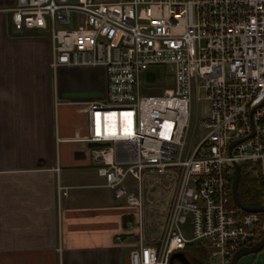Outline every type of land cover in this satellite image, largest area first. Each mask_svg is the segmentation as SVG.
<instances>
[{
  "label": "built area",
  "instance_id": "obj_1",
  "mask_svg": "<svg viewBox=\"0 0 264 264\" xmlns=\"http://www.w3.org/2000/svg\"><path fill=\"white\" fill-rule=\"evenodd\" d=\"M2 12L15 32L48 34L52 70L104 69V99L78 106L81 141L108 144L85 152L114 201L140 216L147 181H173L161 234L128 264H170L188 244L202 245L211 264H231L264 238V212H244L231 196L234 165L264 178V0H16ZM158 68L164 84L152 92L142 78ZM193 100L208 105L194 147ZM258 199L264 207V187Z\"/></svg>",
  "mask_w": 264,
  "mask_h": 264
},
{
  "label": "crops",
  "instance_id": "obj_2",
  "mask_svg": "<svg viewBox=\"0 0 264 264\" xmlns=\"http://www.w3.org/2000/svg\"><path fill=\"white\" fill-rule=\"evenodd\" d=\"M15 3L0 0V264H128L142 213L114 201L81 141L78 105L104 99L105 71L52 70L48 34L2 12Z\"/></svg>",
  "mask_w": 264,
  "mask_h": 264
},
{
  "label": "rangeland",
  "instance_id": "obj_3",
  "mask_svg": "<svg viewBox=\"0 0 264 264\" xmlns=\"http://www.w3.org/2000/svg\"><path fill=\"white\" fill-rule=\"evenodd\" d=\"M157 71L156 72L158 73V75L147 73L142 78L143 86H152L149 90L152 92L159 91L160 85L164 84V77L162 76V74L164 73V69L158 68ZM166 81H168V79ZM142 93L148 94L147 92ZM203 97L204 95L203 93H201L200 99L203 100ZM201 100L197 103H195V100H193L191 105L190 127L188 132L187 144H191L192 147H194L205 134V130L201 127L200 122H202L207 117L208 105L206 102H203ZM149 181H147V184L143 189L144 204L141 215L142 226L146 233V236L143 233L146 245L155 243L159 235L161 234L166 211L173 193V181H171L170 179L161 177L160 184ZM125 185L131 188H136V182L130 177L126 179ZM153 188L155 191L154 193L152 190ZM119 202H122L126 205L125 200H121ZM258 204L260 205V201ZM189 259L194 260L196 259V257L194 255H189ZM237 264H264V250H261L257 254H250L241 257L238 260Z\"/></svg>",
  "mask_w": 264,
  "mask_h": 264
},
{
  "label": "trees",
  "instance_id": "obj_4",
  "mask_svg": "<svg viewBox=\"0 0 264 264\" xmlns=\"http://www.w3.org/2000/svg\"><path fill=\"white\" fill-rule=\"evenodd\" d=\"M263 187L264 178L257 177L249 166H242L237 188L240 202L249 207L259 206L258 195ZM182 253L191 264H211L206 250L200 244H188ZM189 255H194L196 259L190 260ZM173 264L181 263L174 261Z\"/></svg>",
  "mask_w": 264,
  "mask_h": 264
},
{
  "label": "water",
  "instance_id": "obj_5",
  "mask_svg": "<svg viewBox=\"0 0 264 264\" xmlns=\"http://www.w3.org/2000/svg\"><path fill=\"white\" fill-rule=\"evenodd\" d=\"M234 144H231L229 146V152L231 150V148L233 147ZM108 146V144H97V143H90L88 144L89 148H101V147H106ZM240 173H241V168L238 165H234V176H233V180H232V184H231V196H232V200L234 202V204L241 209L244 212H251V213H262L264 212V207L263 206H257V207H249V206H245L243 205L239 198H238V194H237V188H238V182H239V178H240ZM264 247V238L261 239L258 243H256L255 245L251 246V247H244L242 249H240L238 252H236L231 260V264H237L238 260L243 257V256H247L250 254H257L259 253ZM174 261H177L181 264H191L184 256L183 253H176L174 255L171 256L170 258V264H173Z\"/></svg>",
  "mask_w": 264,
  "mask_h": 264
},
{
  "label": "bare ground",
  "instance_id": "obj_6",
  "mask_svg": "<svg viewBox=\"0 0 264 264\" xmlns=\"http://www.w3.org/2000/svg\"><path fill=\"white\" fill-rule=\"evenodd\" d=\"M120 126H121V128L118 129V131L120 130V131H123V133H124L128 130L127 124L124 121L121 122ZM107 133L108 134H114V133L116 134V128H115L114 122L110 121L109 127L107 129Z\"/></svg>",
  "mask_w": 264,
  "mask_h": 264
}]
</instances>
